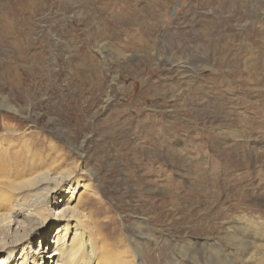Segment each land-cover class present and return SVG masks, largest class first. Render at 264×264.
Listing matches in <instances>:
<instances>
[{
    "label": "rangeland",
    "instance_id": "1",
    "mask_svg": "<svg viewBox=\"0 0 264 264\" xmlns=\"http://www.w3.org/2000/svg\"><path fill=\"white\" fill-rule=\"evenodd\" d=\"M35 1L0 0V149L59 158L91 185L97 264H169L187 241L227 253L240 225L257 231L264 206L245 208L264 192L262 92L229 64L215 72L212 48L262 45L245 12L264 0Z\"/></svg>",
    "mask_w": 264,
    "mask_h": 264
},
{
    "label": "bare ground",
    "instance_id": "2",
    "mask_svg": "<svg viewBox=\"0 0 264 264\" xmlns=\"http://www.w3.org/2000/svg\"><path fill=\"white\" fill-rule=\"evenodd\" d=\"M242 1L246 3L245 0ZM23 2L36 5L35 0H22ZM230 5V12H233L239 4L234 1ZM262 13L264 14V5L245 12V18L249 21L247 24L254 25L257 29L256 39H260L256 41H262V45L255 47L257 49L252 50L246 36L242 37V44L236 48L235 53H230L231 44L235 39L226 40L220 50H217L218 47L212 49L214 52L223 53V56L216 59L220 69L214 71L219 73L224 64H229L230 76L235 80H246L255 91L260 89L264 101V86H260L264 84V17H260ZM248 17L252 19L249 20ZM257 23L260 28L256 26ZM216 24L214 21L213 25ZM238 62L243 66L242 74ZM234 132L239 130L234 128ZM254 153V164L264 161V151ZM45 155L38 151L0 149V250L5 252L2 264H97L99 257L96 245H99L94 241L98 230L90 223V217L82 209V199L89 194L91 185L81 181L72 171L63 168L59 158H51L49 162L48 156L44 158ZM245 159L247 161L248 157ZM259 184L257 182L253 186ZM22 196L23 200L19 199ZM252 196L253 199H249L251 206H264V192L253 191ZM10 197L17 200L14 202L15 207L5 206L8 209L2 212L3 200ZM211 204L213 202L208 203L206 208ZM205 205L206 203L203 207ZM251 206L247 205L245 209L251 213L255 212V208L252 206L251 210ZM248 222L249 227L257 231L252 232L250 228L240 225L241 231L229 239V252H223L221 246L206 243L200 246L196 241H187L177 248H172L169 264H264V248L261 247L263 250H260L257 241L250 238L251 232L259 236L264 234V220ZM167 241V244H170L169 240ZM100 248L109 254L105 255L106 259L113 257V252L103 240ZM258 252L262 254L258 255ZM77 257L81 258L80 263ZM253 257L258 258L256 262ZM101 262L107 264L109 261L102 257ZM114 264H118V261H114Z\"/></svg>",
    "mask_w": 264,
    "mask_h": 264
}]
</instances>
